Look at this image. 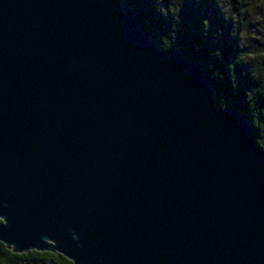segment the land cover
<instances>
[{"label": "water", "instance_id": "obj_1", "mask_svg": "<svg viewBox=\"0 0 264 264\" xmlns=\"http://www.w3.org/2000/svg\"><path fill=\"white\" fill-rule=\"evenodd\" d=\"M0 221L72 264H264V149L123 0H0Z\"/></svg>", "mask_w": 264, "mask_h": 264}, {"label": "trees", "instance_id": "obj_2", "mask_svg": "<svg viewBox=\"0 0 264 264\" xmlns=\"http://www.w3.org/2000/svg\"><path fill=\"white\" fill-rule=\"evenodd\" d=\"M231 2L236 16H240L243 0ZM123 3L162 49L177 47L188 59L202 63L217 106L240 111L256 135L257 146L264 149V69L256 61H248L249 55L244 53L238 35L229 41L227 34L219 35V25L209 22L206 8L216 7L217 0H123ZM0 264L72 262L51 252L14 253L0 242Z\"/></svg>", "mask_w": 264, "mask_h": 264}, {"label": "rangeland", "instance_id": "obj_3", "mask_svg": "<svg viewBox=\"0 0 264 264\" xmlns=\"http://www.w3.org/2000/svg\"><path fill=\"white\" fill-rule=\"evenodd\" d=\"M205 12L211 24L219 25V35L227 34L229 41L238 35L248 61L254 60L264 69V0H243L240 16H236L231 0H217L216 7L209 5Z\"/></svg>", "mask_w": 264, "mask_h": 264}]
</instances>
